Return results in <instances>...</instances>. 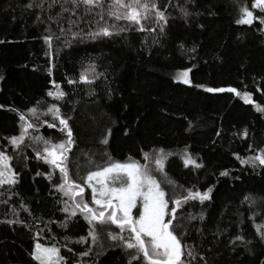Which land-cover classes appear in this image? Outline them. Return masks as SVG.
<instances>
[{"label":"trees","instance_id":"16d2710c","mask_svg":"<svg viewBox=\"0 0 264 264\" xmlns=\"http://www.w3.org/2000/svg\"><path fill=\"white\" fill-rule=\"evenodd\" d=\"M168 2L158 0L162 9ZM177 2L183 4L184 0H172ZM29 3L38 4L39 0H0V151L12 157L10 163L19 174L15 189L19 197H13L9 205L0 204V220L15 219L9 206L18 209L22 199L35 216L50 222L46 230L50 235L42 233L38 242L60 246L63 264H127L119 247L108 246L113 242L106 232L101 233L100 245L92 244L87 235L89 226L81 215L73 217L66 228L61 226L66 213L59 210L63 205L53 189V182H60V173L54 172L51 181L46 179L50 166L36 159L33 148L14 152L7 143V137L19 134L18 112L27 114L37 101L42 102L43 111L47 107L44 101L53 102L46 91H55L54 85L58 84L66 96L55 103L63 116L70 117L68 124L73 132L74 144L67 161L73 179L79 180L87 171L107 162L131 159L143 165L144 153L158 149L172 153L167 155L164 172L160 173L169 197L190 188L212 190L210 201L203 205L192 202L181 215L202 210L206 232L214 231L217 225L226 226L229 233H239L251 241L232 251L226 246L227 236L221 237L224 242L214 246L212 253L217 264H262L264 244L256 238L253 224L260 223L264 215L253 220L247 217L253 212L264 213V169L241 166L234 154L246 158L253 154L249 145L264 147V114L232 93H206L202 88L173 82L177 70L191 68L189 79L193 85L250 91L254 103L264 106L261 25L235 23L238 7H250L251 0H196V5L190 6L195 14L187 18V23L175 8L169 7L166 33L158 44L153 43L150 34L136 31L91 39L85 33L95 28L84 21L91 22L93 17L84 16L83 9V21L62 34L60 27L68 28L67 13L61 19L56 15L58 6L48 9L45 4L41 10L27 8ZM50 15L57 22H51ZM72 32H80L82 38L73 39ZM47 35L61 37L52 41L51 56L42 39ZM89 64L95 65L97 74L102 73L98 79L87 85L68 83L69 79L78 81ZM55 123L58 125V121ZM32 134L53 143L66 140L58 127L48 128L46 123ZM105 137L107 144H101ZM185 150L201 168L184 167L181 155ZM225 170L229 176H220ZM167 179L177 187L170 186ZM85 191L90 202L86 186ZM245 196L256 201L251 209L243 202ZM20 216L26 223L32 222L33 217L27 213L20 211ZM35 232V228L28 231L0 223V264H35L29 255ZM81 237L86 238L85 242H80ZM208 239H212L210 234ZM90 244L91 256L79 257Z\"/></svg>","mask_w":264,"mask_h":264},{"label":"snow or ice","instance_id":"6c2138e0","mask_svg":"<svg viewBox=\"0 0 264 264\" xmlns=\"http://www.w3.org/2000/svg\"><path fill=\"white\" fill-rule=\"evenodd\" d=\"M45 4L48 9L58 6L60 11L56 15L61 19L63 14H68V28L66 30L60 27L62 34L66 31L71 32L74 24L83 21V16L80 15V10L83 9L84 16L93 17L91 22L84 21L95 28V30L85 33L91 39L109 38L136 31L150 34L153 43L158 44L159 38L166 33L170 19L167 9L175 8L187 23V18L195 14L190 11V6L196 5V0H184L183 4L178 2L174 4L172 0H169L163 9L158 0H39L38 4L29 3L26 7L43 10ZM238 11L239 15L235 20L237 25L251 27L254 22H258L261 25L259 32L264 35V0H251L250 7L245 4L239 6ZM72 17H75V20ZM97 17L98 19H96ZM37 19H40L39 15H37ZM49 20L57 22L56 18L51 15ZM77 37L82 38L81 33L72 32V38L76 39ZM42 39L48 45L51 56L52 41L59 40L61 37L47 35ZM2 42L0 41V43ZM191 70V68L177 70L173 76V82L202 88L206 93H232L244 104H252L255 111L264 114V106L254 103L250 91L241 92L235 87L193 85L189 79ZM48 72L51 75V67ZM99 75L102 73H96L95 65L89 64L79 75L78 81L69 79L68 83L92 84L95 79L99 78ZM54 87L55 91H46V96L53 102L44 101L43 103L47 104V107L43 111H41L42 102L37 101L35 106L27 109V114L18 112L19 134L7 137L6 140L14 152H20L24 148H33L36 159L42 160L50 166V171L45 176L46 179L51 181L54 172L60 173V182H53V189L59 196L58 203L63 205L59 210L66 213L65 220L61 223L62 227L66 228L73 217L81 215L89 226L87 235L92 244L100 245L101 233L106 232L107 239L113 242L108 246L119 247L127 257V264H217L212 253L215 251L214 246L224 242L221 237L227 236L226 246L232 251H235L240 245L246 246L251 243L239 233H229L226 226L217 225L214 231L209 229L206 232L204 226L206 217L202 210L195 214L187 211L186 215H181L186 211L185 206L192 202L203 205L210 201L212 190L209 188L199 191L190 188L185 189L179 195L169 197L161 183L152 175L153 169L149 167V164L154 160L155 170L160 173L164 172V160L167 155L173 154H165L163 149L154 150L152 154L144 153L146 163L143 165L131 159L123 163L107 162L103 166L97 165L95 170L87 171L86 175L80 177L79 180L73 179L67 165L68 153L74 144L73 132L68 124L70 117L63 116L60 107L55 103L63 100L66 93L58 84H55ZM11 111L17 110L11 109ZM48 116H51V121L41 119V117ZM56 121H58V125L55 123ZM44 123L48 128L58 127L59 131L66 134V140L53 143L40 135H33V132L38 133L39 125ZM219 134L217 132V135ZM244 135L246 132L242 133V136ZM107 142L106 137L100 141L101 144H107ZM249 149L253 151V154L246 158L234 154L240 165H247L253 169L257 167L264 169V147L255 149L253 145H249ZM11 160L12 157L7 155L6 151H0V204L5 205H9L13 197H19V193L15 190L19 182V174L14 171L10 163ZM181 160L185 168L191 166L194 169H199L202 167L189 155L187 150L182 153ZM109 161H111L110 157ZM37 175H41V173L38 172ZM220 176H229V172L221 171ZM167 183L173 188L177 187L170 179H167ZM85 186L91 192L90 202L86 196ZM243 202H247L250 209L256 205L255 199L249 196H245ZM20 211L32 216V222L26 223L20 216ZM9 212L15 219L0 220V223L7 224L9 227L13 225L24 227L28 231L36 229L33 237L34 243L29 253L35 264H63L64 257L61 255L60 246L38 242L42 233L50 235L46 231L49 221L35 216L22 199L19 201V208L9 206ZM262 215L264 213L253 212L247 218L253 220L255 216ZM51 223H55V221H51ZM110 226H114V228ZM253 229L256 238L261 244H264V219L260 223H254ZM209 234L212 237L211 240L208 239ZM85 240V237L80 238L81 243ZM189 240L191 243L188 242ZM68 251H72V249L69 248ZM92 252L93 248L90 244L87 250L78 255L81 258L90 257ZM77 264H81V262L78 261ZM82 264H89V262L84 261Z\"/></svg>","mask_w":264,"mask_h":264},{"label":"rangeland","instance_id":"374dc122","mask_svg":"<svg viewBox=\"0 0 264 264\" xmlns=\"http://www.w3.org/2000/svg\"><path fill=\"white\" fill-rule=\"evenodd\" d=\"M149 167H151V168L153 169V171H152V175L154 176V178H156V179L158 180V182L161 183V186H162V188L164 189V187H163V177L160 176V172H158V171L155 170V165H154V164L149 165ZM164 190H165V189H164ZM90 194H91V192H90ZM133 211L135 212L136 210L134 209ZM137 214H138V213H137Z\"/></svg>","mask_w":264,"mask_h":264}]
</instances>
